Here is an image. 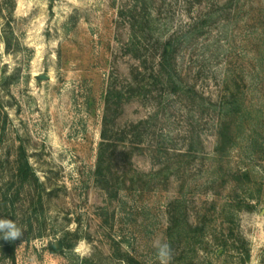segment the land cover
<instances>
[{
	"label": "rangeland",
	"instance_id": "rangeland-1",
	"mask_svg": "<svg viewBox=\"0 0 264 264\" xmlns=\"http://www.w3.org/2000/svg\"><path fill=\"white\" fill-rule=\"evenodd\" d=\"M170 40L177 89L156 72ZM111 84L124 90L117 127L144 123L134 168L155 190L110 198L96 183ZM236 91L237 137L219 157ZM0 110V195L19 191L24 229L16 264H160L156 239L170 264H264V0H0ZM20 145L40 205L14 180ZM245 171L251 181H237ZM247 200L251 210L237 207Z\"/></svg>",
	"mask_w": 264,
	"mask_h": 264
},
{
	"label": "trees",
	"instance_id": "trees-1",
	"mask_svg": "<svg viewBox=\"0 0 264 264\" xmlns=\"http://www.w3.org/2000/svg\"><path fill=\"white\" fill-rule=\"evenodd\" d=\"M174 56V45L170 40L163 46L162 54L158 63V70H156V72H158L159 76L164 75L168 83L174 89H177L172 72V66L175 60ZM133 85L134 87H131V92H135V89L141 87L139 81H135ZM237 94V91L233 92L230 96L232 99L230 100L229 97H226L222 105L221 122L218 128V142L215 148L219 157L226 154L237 137L235 124L240 112L239 104L241 99ZM123 96V88L116 84H111L109 86L105 96V114L102 122L101 141L99 144L95 168L96 183L110 198L117 197L122 190L152 191L159 185L158 182H156V179L153 178L152 174L148 175L147 173L134 168V160L140 155H143L145 150L144 140L142 138L143 133L141 131V127L144 123L140 121L136 124L130 125V127H117V120L120 116L121 110L124 108ZM2 117L3 121L1 120L2 122L0 123H3L2 131L5 132L9 115L4 110L3 112L0 110V119ZM153 152H156V150H153ZM165 170L167 169L162 168L158 173L166 172ZM235 177L237 181L242 180V177L247 181H251V174L247 171L240 175L236 174ZM14 180L16 183H19L21 187L28 185L29 187H34L37 192L38 204L40 205L42 203L43 195L37 190L41 189L44 184L37 175L34 167L31 165L27 151L23 145L19 146V151L16 156ZM18 196V190L15 194H11L7 191L0 195V217L15 220V198ZM252 197L253 194L250 193L248 199ZM237 207H239V209L246 207L248 210H251L253 204L247 200L243 204H238ZM203 224L201 227L190 225V228L201 230L204 228ZM177 226L178 220L174 216L169 231H173ZM27 227L30 232L33 227V223L30 219L27 221ZM178 227L181 228L180 225ZM21 239L11 243L0 240V264L8 262L10 264H16V249ZM60 245L61 248H63L65 244L60 242ZM51 250L53 252L58 251L56 244L51 245ZM124 261L126 264H141L128 255L125 256Z\"/></svg>",
	"mask_w": 264,
	"mask_h": 264
},
{
	"label": "clouds",
	"instance_id": "clouds-1",
	"mask_svg": "<svg viewBox=\"0 0 264 264\" xmlns=\"http://www.w3.org/2000/svg\"><path fill=\"white\" fill-rule=\"evenodd\" d=\"M23 235L24 229L15 220L0 217V240L11 243L21 239ZM153 247L156 249L160 264H170L172 259L170 245L156 239L153 241ZM76 251L79 252L80 249L77 248Z\"/></svg>",
	"mask_w": 264,
	"mask_h": 264
},
{
	"label": "water",
	"instance_id": "water-1",
	"mask_svg": "<svg viewBox=\"0 0 264 264\" xmlns=\"http://www.w3.org/2000/svg\"><path fill=\"white\" fill-rule=\"evenodd\" d=\"M39 79H46V78H49L48 76L46 75H40L38 76ZM56 247L58 248L59 247V243H56Z\"/></svg>",
	"mask_w": 264,
	"mask_h": 264
}]
</instances>
